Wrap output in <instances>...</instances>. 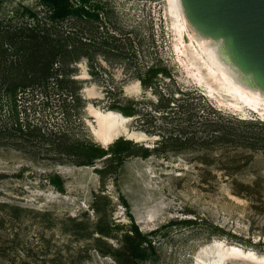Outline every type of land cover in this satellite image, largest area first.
<instances>
[{
	"label": "rangeland",
	"instance_id": "rangeland-1",
	"mask_svg": "<svg viewBox=\"0 0 264 264\" xmlns=\"http://www.w3.org/2000/svg\"><path fill=\"white\" fill-rule=\"evenodd\" d=\"M37 1L1 0L0 17L17 3L40 8ZM100 5L96 21L78 22L75 16L60 21L85 41L83 49L77 50L79 58L71 64L82 100L75 105L54 82L30 87L20 95L17 108L20 120L38 124L41 133L30 140L26 135L0 140V199L47 209L57 216L46 228L26 222L22 236L28 244L19 248L24 251L29 243L35 247L23 264H49L42 260L53 256L66 261L77 252L82 256L79 264H118L93 249L91 236L75 237L63 230L61 218L75 216L88 229L99 214L118 225L116 238L109 239L116 246L126 229L122 224H129L130 216L142 232L154 230L149 236L154 249L140 264H197V256L212 251L215 242L264 258V189L256 197L261 211L251 208L245 195L233 192L234 183L264 182V148L252 147L243 137L251 134L264 140V123L260 124L264 120L248 108L242 115L221 105L220 96H208L187 75L173 51L164 0H100ZM151 68H165L169 77L159 72L143 86L140 78H146ZM136 81L138 91L126 92ZM170 88L195 90V100H199L192 105L169 100ZM107 90L115 94L109 96ZM180 96L174 94V98ZM114 100L136 105L135 114L124 116V126L145 138L133 141L137 145L118 168L116 180L107 176L100 182L96 168L102 162L77 166L68 150L74 138L96 140L97 124L87 104L109 109ZM195 102L213 106L216 115L224 117L222 127L229 131L228 140H212L211 133L217 131L211 132L198 121L193 113ZM10 113L6 105L2 119L9 127L13 123ZM115 133L123 132L116 128ZM175 136L191 137L192 147L172 149L179 146ZM162 137L168 139L165 152L154 148ZM140 146L150 149L148 156L140 155ZM51 172L63 179V192L47 180ZM183 219L194 222L182 223ZM41 231L48 242L39 239ZM243 256L228 258L224 264H252L247 259L252 255ZM0 264L20 262L0 257Z\"/></svg>",
	"mask_w": 264,
	"mask_h": 264
},
{
	"label": "trees",
	"instance_id": "trees-1",
	"mask_svg": "<svg viewBox=\"0 0 264 264\" xmlns=\"http://www.w3.org/2000/svg\"><path fill=\"white\" fill-rule=\"evenodd\" d=\"M37 2L40 8L17 3L10 13L0 17V140L10 135L15 137L26 135L30 140L37 133H41L42 128L38 124L30 121L23 123L20 120V110L17 108L20 95L30 87L47 86L48 83L54 82L55 85L65 89L66 96H69L75 105L82 100L79 87H77L79 81L72 77L71 64L75 61L74 59L79 58L77 50L83 49L85 41L82 40V36H74L73 30L69 29L70 26L60 21L72 16H75L78 22L82 19L98 20L101 13L100 0H38ZM82 31L83 28L80 27L79 32L82 33ZM93 44H98V42L93 40ZM159 72L169 77L170 73L165 68H151L147 71L146 78H140L141 84L147 86L148 80ZM107 93L109 96L115 94L112 90H107ZM175 93L181 96L174 98ZM196 94L195 90L183 91L179 88H170L169 100L175 99L192 105L193 101L199 100H195ZM195 104L193 113L198 121L208 126L211 132L217 131V133H211L212 140H228L229 131L222 127L224 117L217 116V111L213 106L203 107L204 105H199L197 102ZM6 105L13 119L10 127L2 119L5 116ZM206 108L208 110L204 113ZM111 109L121 112L124 116H131L137 111L134 103L124 105L115 100L109 104V110ZM262 123L264 122L261 121L260 124ZM243 137L248 138L252 147L257 148L259 147L257 145H260L264 148L263 139L255 138V135L251 134H245ZM190 139L191 137L175 136L174 140L179 143V146L172 149L192 147L189 144ZM167 140L162 137L154 148L165 152ZM136 145L132 140L123 137L115 139L107 147H102L89 140L74 138L71 141L68 155L73 164L77 166L94 165L97 161H101L102 165L96 168V173L99 181L103 182L107 176H111L114 180L117 179L118 168L124 164L126 157L133 153L132 149ZM140 148L142 149L141 156L149 155L148 147L140 146ZM47 180L59 192L64 191V181L58 173H49ZM234 186V194L245 195L251 202V208L262 210V207L257 204L260 199L256 197L260 190L264 189V182L261 184V180L257 179L252 184L234 183ZM123 203L127 205L126 201ZM93 210L98 212L97 207ZM53 219H57V216L53 215L50 210L0 199V257L17 260L20 264L27 263L26 257L31 255L35 246H30L29 243L24 251L19 248L23 247V243L28 244L22 236L23 228L29 224L26 222L29 220V225L36 224V226L46 228L54 222ZM61 221L64 225L63 230L70 231L69 235L91 236L93 249L102 255L110 256L118 264H140V261L150 255L154 249L149 237L154 230L142 232L132 216L129 217V224H122L126 229L120 238H117L119 241L117 246L113 245L109 239L116 238L114 229L118 225L107 221L103 214H99L96 220L91 222V228L88 229L85 228L83 220L75 216H66L61 218ZM180 221L187 224L194 222L191 219ZM67 225H70V228H67ZM40 233L39 239L48 242L43 232ZM81 257V253L77 252L75 256H70L66 261L53 256L42 262L79 264Z\"/></svg>",
	"mask_w": 264,
	"mask_h": 264
},
{
	"label": "bare ground",
	"instance_id": "bare-ground-1",
	"mask_svg": "<svg viewBox=\"0 0 264 264\" xmlns=\"http://www.w3.org/2000/svg\"><path fill=\"white\" fill-rule=\"evenodd\" d=\"M164 2L169 27L173 34V51L187 75L208 96H220L218 102L221 105L230 107L242 115H245L244 108H248L259 119L264 120V92L232 65L219 40L201 35L190 25L180 0H164ZM139 85V81H136L126 88V92L138 91ZM87 109L97 124L96 141L104 143L110 140L117 135L116 128L127 133L124 115L91 104H87ZM128 136L137 141L145 138V134L135 130H132ZM211 245L212 251L208 250L205 256L201 254L197 256V264H224L228 258L237 260L244 257L243 255H252L247 258L252 264H264V258L245 252L238 247H227L219 242ZM209 254L214 255L209 257Z\"/></svg>",
	"mask_w": 264,
	"mask_h": 264
},
{
	"label": "water",
	"instance_id": "water-1",
	"mask_svg": "<svg viewBox=\"0 0 264 264\" xmlns=\"http://www.w3.org/2000/svg\"><path fill=\"white\" fill-rule=\"evenodd\" d=\"M180 2L190 25L201 35L219 40L232 65L264 92V0ZM131 131L95 142L102 147L119 137L138 142L128 136Z\"/></svg>",
	"mask_w": 264,
	"mask_h": 264
}]
</instances>
